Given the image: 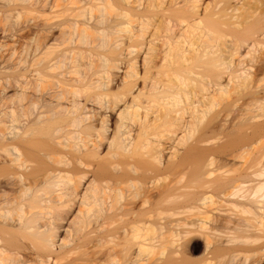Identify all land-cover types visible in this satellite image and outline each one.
<instances>
[{
  "label": "bare ground",
  "instance_id": "obj_1",
  "mask_svg": "<svg viewBox=\"0 0 264 264\" xmlns=\"http://www.w3.org/2000/svg\"><path fill=\"white\" fill-rule=\"evenodd\" d=\"M0 264H264V0H0Z\"/></svg>",
  "mask_w": 264,
  "mask_h": 264
}]
</instances>
